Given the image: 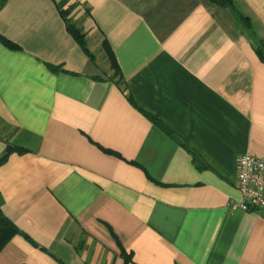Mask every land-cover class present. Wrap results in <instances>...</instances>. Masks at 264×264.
I'll list each match as a JSON object with an SVG mask.
<instances>
[{
    "label": "crops",
    "instance_id": "obj_1",
    "mask_svg": "<svg viewBox=\"0 0 264 264\" xmlns=\"http://www.w3.org/2000/svg\"><path fill=\"white\" fill-rule=\"evenodd\" d=\"M74 1L0 7V264H264V0Z\"/></svg>",
    "mask_w": 264,
    "mask_h": 264
},
{
    "label": "trees",
    "instance_id": "obj_2",
    "mask_svg": "<svg viewBox=\"0 0 264 264\" xmlns=\"http://www.w3.org/2000/svg\"><path fill=\"white\" fill-rule=\"evenodd\" d=\"M69 1L70 0H55L59 13L65 22L66 30L76 41H78V43L82 46L83 50L87 54H89V51L86 45V34L83 32L82 28L77 24V22L72 18V16H70L72 9L75 8V6L77 5V2L74 1L68 4ZM209 1L221 7H224V8L232 7L231 0H209ZM4 2L5 0H0V7L3 5ZM65 5L67 6L65 7ZM0 39L6 46L10 48H16V45L8 41L7 39L2 38V37H0ZM108 51H110L109 48H108ZM256 52L258 56L264 61V44L263 43H261V45L256 47ZM108 57L110 59L111 66L114 68V71H117V65L115 63V60L111 52H109ZM50 68L52 70L59 69L58 67H55V66H50ZM14 151L21 152L22 149L16 146L8 145L4 153L0 156V164L6 159V157L11 152H14ZM17 233H18V229L16 228V226L5 216V214L0 209V250L10 240V238Z\"/></svg>",
    "mask_w": 264,
    "mask_h": 264
},
{
    "label": "built area",
    "instance_id": "obj_3",
    "mask_svg": "<svg viewBox=\"0 0 264 264\" xmlns=\"http://www.w3.org/2000/svg\"><path fill=\"white\" fill-rule=\"evenodd\" d=\"M236 188L242 195V210L264 211V159L252 154L239 156L236 163Z\"/></svg>",
    "mask_w": 264,
    "mask_h": 264
},
{
    "label": "rangeland",
    "instance_id": "obj_4",
    "mask_svg": "<svg viewBox=\"0 0 264 264\" xmlns=\"http://www.w3.org/2000/svg\"><path fill=\"white\" fill-rule=\"evenodd\" d=\"M89 47H91V49H92V51H93V46H89Z\"/></svg>",
    "mask_w": 264,
    "mask_h": 264
}]
</instances>
